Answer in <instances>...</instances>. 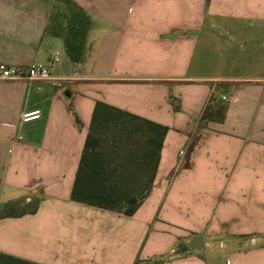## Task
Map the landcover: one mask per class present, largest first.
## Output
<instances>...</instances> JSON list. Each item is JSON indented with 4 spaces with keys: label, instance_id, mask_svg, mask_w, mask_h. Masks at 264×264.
<instances>
[{
    "label": "crops",
    "instance_id": "0c3cea01",
    "mask_svg": "<svg viewBox=\"0 0 264 264\" xmlns=\"http://www.w3.org/2000/svg\"><path fill=\"white\" fill-rule=\"evenodd\" d=\"M72 1L90 21L74 62L51 25L57 0H0V63H42L60 78L0 79V204H36L0 218V252L34 264H210L202 250L218 245L227 264H264V0ZM220 31L227 49L251 42L247 74H219L221 56L198 75V36L218 42ZM212 94L223 117L197 129ZM97 101L168 126L131 215L70 198ZM34 109L39 119L21 121ZM194 236L203 247L177 252Z\"/></svg>",
    "mask_w": 264,
    "mask_h": 264
},
{
    "label": "trees",
    "instance_id": "16d2710c",
    "mask_svg": "<svg viewBox=\"0 0 264 264\" xmlns=\"http://www.w3.org/2000/svg\"><path fill=\"white\" fill-rule=\"evenodd\" d=\"M66 11L53 13L59 25L54 32L62 37L68 59L77 61L89 28L88 15L72 0ZM200 120H212V112L222 119L224 107L211 102ZM209 109V110H208ZM168 126L131 114L97 101L76 168L70 198L102 209L131 215L148 196L158 165L160 150ZM109 140L108 148L106 143ZM36 204L20 200L0 204V218L34 212ZM162 258H154L156 263ZM0 264H34L0 252Z\"/></svg>",
    "mask_w": 264,
    "mask_h": 264
},
{
    "label": "rangeland",
    "instance_id": "374dc122",
    "mask_svg": "<svg viewBox=\"0 0 264 264\" xmlns=\"http://www.w3.org/2000/svg\"><path fill=\"white\" fill-rule=\"evenodd\" d=\"M56 12L61 13L66 11L69 4L66 2V0H57L56 2ZM53 26L59 25V19L56 17V14H52V23ZM218 37V42L211 41L205 36L199 37L198 36V75H207L211 74L212 68H215L217 63L219 62L220 58L224 57L225 60H227L226 64H222L220 68L219 74L221 75H233V74H247V71H244L245 68H248L251 63H254L252 60V51L251 48V42L247 41L245 46L241 49L238 47V44H234L236 51L234 49H227L226 41H228V33L224 31H220ZM263 45H258L257 48L260 50L263 49ZM60 51V49H57ZM202 53V54H201ZM227 53V54H226ZM201 54V55H200ZM224 54V55H223ZM238 54V55H237ZM237 55V56H236ZM222 56V57H221ZM233 58V59H232ZM232 60H238L237 62H232ZM230 61L232 63H230ZM250 63H249V62ZM249 74H260L259 71H250ZM212 98L213 94H212ZM202 126H204V122L201 120L198 123L197 129H200ZM198 135L197 132L192 136V144L195 145L198 141ZM108 144V148L111 147L109 145V140L106 142ZM112 148V147H111ZM124 215V214H123ZM246 238H249V240L252 242V235H246ZM209 248L210 246L214 245V241L211 239H207ZM262 242H264V237L262 238ZM111 251V250H110ZM227 250L220 248L218 245L213 246L211 249L208 250H202V253L210 259V264H227ZM113 254V253H112ZM110 254V255H112Z\"/></svg>",
    "mask_w": 264,
    "mask_h": 264
},
{
    "label": "built area",
    "instance_id": "2783aa9c",
    "mask_svg": "<svg viewBox=\"0 0 264 264\" xmlns=\"http://www.w3.org/2000/svg\"><path fill=\"white\" fill-rule=\"evenodd\" d=\"M0 79L47 80L53 84H57L60 78L54 77L50 73V70L42 63L21 65L0 63ZM40 117L41 111L39 109L25 111L20 114V119L23 122L33 121Z\"/></svg>",
    "mask_w": 264,
    "mask_h": 264
},
{
    "label": "water",
    "instance_id": "95a60500",
    "mask_svg": "<svg viewBox=\"0 0 264 264\" xmlns=\"http://www.w3.org/2000/svg\"><path fill=\"white\" fill-rule=\"evenodd\" d=\"M203 241L201 236H194L190 241H187L185 243H179L177 245V252L182 253L185 250H188L190 248H200L203 247Z\"/></svg>",
    "mask_w": 264,
    "mask_h": 264
}]
</instances>
